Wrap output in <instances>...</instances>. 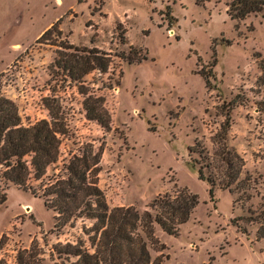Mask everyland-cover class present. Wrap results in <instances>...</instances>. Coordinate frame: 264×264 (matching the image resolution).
I'll return each mask as SVG.
<instances>
[{"label":"rangeland","instance_id":"obj_1","mask_svg":"<svg viewBox=\"0 0 264 264\" xmlns=\"http://www.w3.org/2000/svg\"><path fill=\"white\" fill-rule=\"evenodd\" d=\"M231 1L0 0V96L15 103L23 126L55 114L65 124L55 176L85 149L99 153L98 185L111 208L143 211L183 189L198 196L190 218L174 220L176 236L157 230L165 248L152 253L162 264H264V11L239 21ZM71 44L108 52L113 63L73 81L64 70ZM131 48L147 59L130 64ZM93 101L107 110V128L90 119ZM228 112L227 145L244 163L239 203L228 190L212 197L188 163L196 141L210 154L225 147L217 135ZM46 186L32 180L28 190L6 191L0 264H17L34 246L42 264H55L52 246L86 240L91 224L82 220L51 233Z\"/></svg>","mask_w":264,"mask_h":264},{"label":"trees","instance_id":"obj_2","mask_svg":"<svg viewBox=\"0 0 264 264\" xmlns=\"http://www.w3.org/2000/svg\"><path fill=\"white\" fill-rule=\"evenodd\" d=\"M263 11L264 0H232L229 4V13L239 21ZM59 21L46 30L38 41L44 40ZM67 49L73 51L65 58L64 70L69 71L73 81L84 78L95 69L106 72L113 63L111 54L97 48H78L71 44ZM130 52L134 54L133 48ZM134 52L133 56L123 58L130 64L142 63L147 59L139 55L138 51ZM259 68L264 73V59L260 61ZM206 81L209 86V79ZM91 100L94 98L90 97L88 102ZM50 107L52 112L54 108L52 105ZM88 109L90 119L108 127L107 110H102L100 104L94 101L90 102ZM56 116L53 115L51 120H39L28 127L23 126L15 103L0 96V204L7 201L6 191L9 187L28 190L30 181L41 180L47 182L42 197L45 198L46 206L55 214L51 233L56 238L66 227L73 228L78 220L91 224L88 230L83 231L86 240L78 238L74 242H60L52 246V260L55 264H162L160 256L154 258L152 253L160 250L155 248L160 244L157 230L176 236L179 226L190 218L198 204V196L183 189L172 194L173 198L155 197L148 209L143 211L135 206L111 208L98 185L99 153L83 149L63 166L61 176H55L61 146L58 135L66 132L65 124ZM230 126L231 114L228 112L217 135L224 139L225 147L210 154L205 146L201 147L199 141H196L189 148L188 163L197 170L199 178L209 184L212 197L216 189L228 190L236 196L234 203H239L245 199L243 194L239 195L245 189L241 187L240 180L244 163L227 145ZM50 169L53 171L52 176L49 175ZM32 193L36 195L34 191ZM259 215L263 216L264 210ZM247 218L242 216L235 221ZM175 219L180 221L178 227ZM3 239L4 235L0 240V248ZM160 245V248H165L164 244ZM16 263L42 264L40 252L35 246L33 249L19 251Z\"/></svg>","mask_w":264,"mask_h":264}]
</instances>
